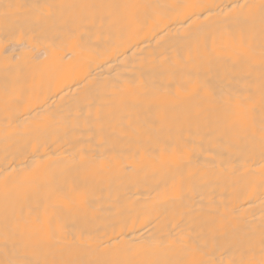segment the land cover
I'll return each instance as SVG.
<instances>
[{
	"label": "bare ground",
	"instance_id": "bare-ground-1",
	"mask_svg": "<svg viewBox=\"0 0 264 264\" xmlns=\"http://www.w3.org/2000/svg\"><path fill=\"white\" fill-rule=\"evenodd\" d=\"M236 2L0 0V264L264 259V21Z\"/></svg>",
	"mask_w": 264,
	"mask_h": 264
},
{
	"label": "snow or ice",
	"instance_id": "snow-or-ice-1",
	"mask_svg": "<svg viewBox=\"0 0 264 264\" xmlns=\"http://www.w3.org/2000/svg\"><path fill=\"white\" fill-rule=\"evenodd\" d=\"M15 7L19 8V7H24V6H15ZM37 7L41 9L42 14L51 16L53 9L57 6L51 5V4H45V5H39ZM215 7H220V6L217 5ZM257 8L261 14L262 21H264V0H260L259 5L250 4L247 2V0H245V2L243 3L237 0L236 3L223 6V9H227V11L224 12V15L231 16L232 18H235L236 20H239L241 17L251 16L253 14V10ZM44 9H47L48 11L45 13L43 12ZM208 10H209V13L211 14L210 7ZM16 43L21 44L23 46V36H21L20 39H17ZM262 56H264V49H262ZM201 86L206 87V84H203ZM177 88L179 90L186 91V88L182 85H177ZM261 88L262 90H264V63H262V67H261ZM260 146L262 150V159H264V125H262L260 129ZM73 191L79 194L80 199L69 201L70 209L77 213L86 212L88 208V194H89L87 184L83 186H76L74 187ZM261 249H262V256H264V239H262L261 241ZM45 264H47V262H45ZM60 264H83V262L64 261V262H60ZM87 264H124V262L118 261V260L97 259V260L88 261ZM233 264H237V262L234 261ZM239 264H257V262L255 260H248V261L241 260ZM258 264H264V259H261L258 262Z\"/></svg>",
	"mask_w": 264,
	"mask_h": 264
}]
</instances>
